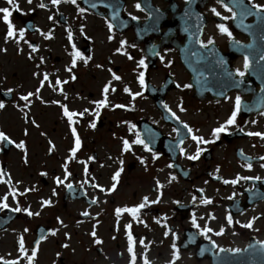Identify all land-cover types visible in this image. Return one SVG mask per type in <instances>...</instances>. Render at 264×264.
Masks as SVG:
<instances>
[{
    "label": "flooded vegetation",
    "instance_id": "flooded-vegetation-1",
    "mask_svg": "<svg viewBox=\"0 0 264 264\" xmlns=\"http://www.w3.org/2000/svg\"><path fill=\"white\" fill-rule=\"evenodd\" d=\"M152 1L161 9L167 7L163 0ZM185 1L175 0L180 7ZM204 1L201 11L207 17V30H211L214 34L212 38L219 43L224 52H229L231 39L219 32L218 24H225L236 42L245 45L249 43L250 39L247 36L239 35L235 31L234 23L236 18L237 23L239 22V17L233 8L236 7L237 0L226 2L232 12L227 11L226 4L216 0H200ZM137 3L138 0L128 1L127 12L144 21L145 15L135 7ZM247 3L251 6H264V0H248ZM0 8H8L6 0H0ZM213 8L220 16L211 11ZM74 11L76 18L67 20L62 27L71 28L72 42L76 44V48L85 57L94 52L97 54L104 52L106 55L104 58L91 57L87 64L77 61V66L71 74L66 69L71 65L72 57L69 53L73 49L72 42L66 36H53L49 40L44 37H30V33L26 31L23 40H19L17 36L16 40L6 41L7 26L3 22V14L0 13L2 22L0 102L5 104V107L0 109V131L14 142H0V168L10 174L11 185L19 192H24L28 188L34 189L26 195H18L15 199L9 195L10 208L0 210V258H3L0 259V264L3 260H20V264H27V259L22 258L18 249L21 235L24 236L29 254L35 243L40 241L34 264H131L132 253L128 251L127 240L128 224L132 225L130 231L134 238L136 264H144L145 257L149 264H171L176 250L179 259L175 260V264H213L210 257L217 255L221 248L231 250L224 251L228 258L227 264H245L247 258L250 260L247 264H255L259 259L264 263V168L260 167L264 163L260 160V157L264 156V140L247 135L248 132L264 133V115L261 114L264 113V95L259 94L264 86L250 78L248 72L251 70H245L244 58L240 57L232 62L235 68L246 72L244 77H240L245 82L244 91L230 92L223 102H216L217 105L225 104L227 119L234 110L237 96H240L245 107L252 106L250 111L245 110L238 115L236 124L230 126V132L239 128L243 133L234 140L223 141V144L216 142L200 145L204 149L200 159L190 161L181 153L180 148H184L186 153L191 155L197 145L191 140V136L184 140L178 135L175 127L164 120L154 101L146 96L145 85L141 86L138 80L139 73L144 71L145 83L152 82L155 87H160L166 76L172 73L179 87L175 85V89H170L166 96L174 94L170 102H174L175 99L181 100L182 96L187 100L182 103L186 111H179L180 102H176L178 105L172 103L170 109L182 122L187 123L196 135L212 140V131L204 135L197 133L201 124L189 111L193 93L188 88L184 90V86L181 85L184 81L183 77L182 81L180 80V75L184 71V66L177 51L176 53L173 50L160 51L155 71L138 68L137 62L145 58L143 45L135 44L133 31H129L126 37V41H130V45H135L136 48L130 52L134 59L129 60L127 56L116 51L119 41L114 51L100 50L97 40L104 45L106 43L103 38L96 37L99 33L91 26L92 22L83 20L88 13L85 12L79 17L76 5ZM233 13L235 19H222L225 16L231 17ZM247 14L248 10L244 9V16H247L245 23L252 22ZM20 17L25 18L21 13ZM10 20L17 30L24 29L21 19H17L14 14L10 16ZM56 24L55 21L52 22V25ZM81 27L84 29L83 33L80 31ZM87 27L89 28L87 32L95 36L92 42L85 35ZM165 31L162 29L161 34ZM160 38L150 35L147 41H152L151 45H155L160 42ZM174 41H183L177 32ZM29 44L35 46L38 51L32 52ZM56 51L62 55L55 54ZM161 56L164 57L163 61L160 59ZM249 61L248 69H252L254 59L251 58ZM262 62L264 63V59ZM96 65L102 67L98 68ZM105 70L111 77L108 82H111L112 88L116 91L110 89L109 107L101 109L99 120L96 121L91 114L95 111L93 101L103 98L102 89L107 84L96 76L89 77L86 73L93 71L100 74ZM36 72L41 73L40 78L34 75ZM44 73L49 74L52 84L45 83L40 91L42 99L31 97L30 107L25 108V102L19 97L35 92ZM112 73L122 79L114 80ZM72 74L77 77L75 81L71 80ZM57 78L60 81L67 80L68 83L56 85ZM61 87L63 92L60 91ZM125 88L130 89L132 94L140 92L142 95L133 100L132 96L124 91ZM9 89L13 91L8 92ZM60 103L77 113L84 112L85 109L90 111L83 117H73L76 123L70 125L67 117L63 115ZM117 104L125 107L114 108ZM213 109L209 117L214 115ZM93 121L97 123L95 129L89 126ZM132 125H135V128ZM71 127L76 128L82 146L76 157L68 163V171L72 175L66 179V183L73 185V189L69 190L65 185L58 187L55 178L57 176L65 178L63 165L68 161L75 141ZM141 131L145 141L152 148L151 153L142 145L133 143L136 133ZM125 139L132 144L131 150L127 153L122 151ZM21 141L26 145L27 163L25 152L15 147V144ZM153 153H156L159 159H153ZM238 153H243L242 159L237 157ZM245 155L250 159H245ZM92 157L95 159H90ZM141 160L144 161L143 164ZM248 163L252 164L251 170L247 169ZM169 164L173 167L169 168ZM85 167L88 169L87 174L84 171ZM121 168L123 171L116 190L107 191L115 183L112 177ZM217 168L220 169L219 172L216 171ZM41 173L47 175L42 176ZM171 176H176L177 179L169 183ZM217 176L220 179H216ZM237 176H259L261 179L241 181L235 186L223 183V180L235 179ZM4 179L8 177L5 176ZM157 181L163 188L158 187ZM92 184H98L106 191L101 192L99 188L92 187ZM53 189L57 195H53ZM199 189H203V192ZM11 190V186L0 183V198L9 194ZM233 195L234 199H229ZM145 196L149 201L159 197L160 202L150 204L138 213V219L143 223L138 222L127 212L122 213L119 218L116 216L117 208L137 206ZM193 196L196 197L195 203ZM204 198L211 199L212 204L204 205L202 203ZM48 199L52 201V206L43 207L41 202ZM16 200H19L21 208H30L33 213L39 212L40 215L29 217L26 212H12L10 209L16 206ZM176 201H179V204ZM85 211L90 215L83 216L82 213ZM229 213L233 216L234 222L239 221L240 224L247 223L253 217L259 219L256 220L253 229L242 228L240 224L235 223L229 226L226 221ZM193 214L201 228L207 226L213 229V233H209L210 240L200 235V230L192 225ZM211 215L216 219H210ZM57 218L63 221V225ZM157 219L160 220L159 224L155 222ZM25 228L29 231L25 232ZM221 228L225 229L224 234L216 236L214 233ZM168 229H171V232L165 235ZM54 230L55 236L51 235ZM93 231L97 234L95 239L103 241L102 244L95 243L91 236ZM42 236L46 239L41 240ZM141 240L144 244L140 243ZM212 241H215L216 246H213ZM64 244H68L69 247H63ZM173 244L176 246L175 250ZM185 245L187 246L184 249ZM236 249L242 251L237 253ZM47 250L49 253H44Z\"/></svg>",
    "mask_w": 264,
    "mask_h": 264
},
{
    "label": "snow or ice",
    "instance_id": "snow-or-ice-1",
    "mask_svg": "<svg viewBox=\"0 0 264 264\" xmlns=\"http://www.w3.org/2000/svg\"><path fill=\"white\" fill-rule=\"evenodd\" d=\"M7 4L9 5H14L15 8H19V5L18 3L15 2V0H6ZM62 2H69L73 5H76V7L78 8V12H79V15H83L86 11L85 8L83 7H80L79 4H77V0H51V3L55 6H59ZM188 2L190 3L191 0H188ZM218 2H222V0H218ZM28 3L31 4L32 3V0H28ZM96 5H93V7H95ZM39 7L40 8H45L46 7V4H44L43 2H41L39 4ZM135 7L138 9V10H143L141 8V5L139 3H137L135 5ZM255 8L259 9L260 11H264V6H261V5H254ZM225 8L227 9V11L229 12H232V9L231 8H228L227 5H225ZM211 11L216 15V16H220V13L218 11H216L215 8L211 9ZM0 13L3 14V22L6 24L7 26V32H6V41L7 40H16L17 39V36H19V40H23L24 39V35H25V32L27 31V29H21V30H17L15 28V26L13 25V23L11 22L10 20V16L12 15V12L9 10V8H0ZM117 15L118 13H114L113 16H112V19L115 20L117 18ZM55 17L53 16H50L49 17V20H54ZM133 20L137 19V17L133 16L132 17ZM222 19L224 20H227V19H235V13L232 14L231 17H223ZM218 27V30L219 32L222 34V35H227L230 39H232V32L228 29V27L221 23V24H218L217 25ZM107 28L109 30V33H111L109 36H108V40L111 41L115 38V35H114V25L111 23V22H107ZM81 33H83L84 29L83 27H81L80 29ZM42 36H44L45 39H52L53 36H52V33L51 31L48 32V33H44V32H41L40 33ZM67 39L72 42L73 41V32L71 30V28L67 29ZM19 42V41H17ZM215 41L212 40V39H209L208 43L207 44H204L203 42H201V46L204 47V48H207L208 45H212L214 44ZM29 47L31 48L32 52H36L38 51V49L29 44ZM71 47L73 49V51L71 53H69V55L72 57V60H71V65L67 67L66 71L69 72L70 74L73 73V69L77 66V61H83L85 64H87L89 62V60L91 59V57H85L83 55V53L78 50L76 48V44L74 42L71 43ZM128 47V42L126 40H121L120 41V47L117 48V52L122 54V55H125L127 56V58L129 60H132L134 59V57L132 55H130L126 49ZM133 47H135V45H133ZM3 51H7V49H3ZM22 51V50H21ZM32 56L31 54L29 55V59H31ZM160 59L163 61L164 57L161 56ZM262 59H264V57H262ZM41 62L43 63V58H41ZM137 66L138 68H142L144 70H147L148 68V65L145 63V60L144 59H141L137 62ZM170 66V65H168ZM37 67H39V65H37ZM96 67L100 68L102 67V65H96ZM250 67V61L248 59L247 56H245L244 58V68L245 70H247L248 68ZM109 71H111L109 69ZM34 75L37 77V78H40L41 76V73L39 72H36L34 73ZM231 75V74H230ZM236 75H238L239 77H244L246 75V72L245 71H240L239 69H237L236 71ZM112 76H113V79L116 80V81H119L121 80L122 78L118 75H116L115 73H112ZM77 79V77L75 76V74H72L71 75V80L72 81H75ZM138 80H139V83L141 86H144L145 85V72L144 71H141L139 73V76H138ZM45 83H48L49 85L52 84L50 78H49V74L48 73H44L43 74V78L41 79L40 81V86L36 89L35 92H29L25 95H21L19 97V99L21 101H24L25 104H24V107L25 108H28L30 107L31 105V97L35 96L37 99H42L40 97V91L41 89L44 87ZM68 83L67 80L65 81H60L58 78L55 82L56 85H62V84H66ZM54 87V86H53ZM177 87H179V85H177ZM184 87L186 88H191L192 85L191 84H188V85H185ZM113 91L115 92L116 89L112 88L111 86V82H109L103 89H102V96L103 98L99 101H93V104L95 105V111L91 112V114L96 118V121L99 120V116L101 114V109L103 108H106V107H109V98H108V94H109V91ZM54 90H55V87H54ZM13 89H9L8 92H12ZM60 91L63 92V88L61 87L60 88ZM125 92H127L129 95L132 96V99L135 100V98L137 96H141L142 93L140 92H137L135 94H132L131 93V90L128 89V88H125L124 89ZM65 99H67V95L65 94ZM43 102V101H42ZM52 103H59L58 101H52ZM5 107V104L3 102H0V109H3ZM60 107L62 108L63 110V115L65 117H67L70 125H73L76 123V121L73 120V117H77V116H80V117H83L84 114L86 112H89L90 110L89 109H85L84 112H74V111H70L66 105L60 103ZM125 105H120V104H117V105H114V108H124ZM165 109H167L171 115L176 119V120H180V117L176 115L175 112H172V110L167 106V105H164ZM179 107V111L181 112H184L186 111V109L183 107V104L181 103L180 105H178ZM241 107H242V101H241V98L240 96H237L236 99H235V104H234V110L232 111L230 117L225 121V123L221 124L219 127H216L215 129H213L212 131V136H213V139L212 140H206L203 136H199V135H196L194 133V130L187 124V123H184L183 124V127L187 130V132L190 134L191 136V140L195 142V144L197 145L196 147V150L193 154L191 155H188L186 153V150L184 148H180V151L181 153H184L186 155V159L190 160V161H197L200 159L201 157V154L202 152L204 151V149H202L200 147V145H203V144H211V143H215L217 140L220 139L221 137V134H224V133H227L230 126H234L236 124V121H237V117L238 115L240 114L241 112ZM21 111H23V108L20 109ZM262 115H264V113H261ZM25 115H27L25 113ZM96 121H93L92 123H90V127L92 129H95L96 126H97V123ZM34 123V121H33ZM38 127V125H37ZM133 128H135V125H132ZM71 131H72V134L73 136L75 137V141H74V147L71 149V154L70 156L68 157V161L63 165V168H64V173H65V178L62 179L61 177L57 176L55 178V184L59 187L61 185H65V187L69 190H72L73 189V185L71 183H66V179L68 177H70L72 174L71 172L68 171V163H70L75 157H76V153L77 151L81 148L82 146V141L79 137V135L77 134L76 132V128L75 127H71ZM175 131V129H174ZM25 135H27V130H25ZM248 136H255V137H259L260 139L264 140V133H261V132H248L247 133ZM3 141H7L9 143H14L13 141L10 140V138L2 131H0V142H3ZM133 143L137 144V145H142L143 148L148 151V152H152V148L150 147V144L147 143L141 136L140 133H136V138L135 140L133 141ZM183 143V141H181V144ZM15 147L18 148V149H21L22 151L25 152V163H27V159H26V153H27V149H26V145H25V142L24 141H21L20 143H16L15 144ZM132 148V144L129 143L128 140H123V149L122 151L127 153L131 150ZM241 155H243V153H241ZM90 159H95L94 157L90 158ZM153 159H159V156L156 154V153H153ZM246 159H250V158H246ZM260 160L264 161V156L260 157ZM123 163V161H121V164ZM141 163L143 164L144 161L141 160ZM169 168H172L173 165L172 164H169L168 165ZM261 168H264V163H262L260 165ZM247 169L248 170H251L252 169V164L251 163H248L247 164ZM85 171V174H87L88 172V169L87 167H85L84 169ZM123 171V169L121 168L119 171H117L114 176L112 177L113 181H115V183L112 184L111 188L108 189L107 191L109 192H113L116 190V187H117V183L119 182V177L121 176V172ZM217 172L220 171L219 168L216 169ZM42 176H46L47 173H41ZM7 176L8 179H4V177ZM177 178L176 176H171L170 178V181L169 183H171L172 181H175ZM216 179H220L219 176L216 177ZM257 180L259 181L261 178L259 176H256V177H251V176H237L235 179H231V180H228V179H225L223 180V183L224 184H231L233 186L239 184L241 181H248V180ZM0 183H3V184H6V185H9L11 186V191L9 194L7 195H4L2 198H0V210H3V209H9L10 208V205L8 204V199H9V195H11L14 199L18 196V195H26L28 192H31L33 191L34 189L33 188H28L26 189L24 192H19L18 189L15 188L14 185H11V177H10V174L8 173H5L4 170L2 168H0ZM85 183H87V181H85ZM157 184H158V187L159 188H163V185L159 184V181H157ZM92 187L94 188H99V190L101 192H105L106 190L104 188H102L100 185L98 184H92ZM200 192H203V189H199ZM53 195H57L56 193V190L53 189ZM229 199H234V195L232 197H229ZM196 201V197L193 196V202L195 203ZM96 201H93V203H95ZM160 202V198L158 197L156 200H153V201H149V198L147 196H145L143 198V201L137 205V206H134V207H125V208H117L115 210V214L116 216L119 218L120 215L122 213H130L131 216L134 218V219H137L138 222L140 223H143V221H140L138 219V213H140V211L142 209H145L146 207L150 206V204H157ZM212 200L211 199H208V198H204L202 200V203L204 205H209V204H212ZM42 206L43 207H49V206H52V201L50 199L48 200H43L42 202ZM177 204H179V201H176ZM12 212H16V213H20V212H26V214L31 217L33 215L35 216H39L40 213L39 212H35L33 213L30 208H21L20 205H19V200H16V206L11 208L10 209ZM83 216H89V212L85 211L82 213ZM59 220V218H57ZM210 219L212 220H215L216 217L214 215H211L210 216ZM259 217H253L251 220H249L247 223H244V224H240L239 221H235L233 220V216L231 215V213H229L226 217V221H227V224L229 226H233L234 223L235 224H240V226L242 228H246V229H253V226L256 222V220H258ZM156 223H160V220L157 219L155 221ZM59 223L63 225V221L62 220H59ZM191 223L194 227H196L197 229L200 230V235L204 236L205 238L207 239H211V237L209 236V233H213V229L211 227H203L201 228L200 224L197 223V218L195 216V214H193L192 216V220H191ZM145 226L147 227V225L145 224ZM66 227V225H65ZM131 227L132 225L131 224H128L127 225V228L129 229V231L127 232V240H128V251L130 253H132V256H131V264H136V255H135V252H134V238H133V235L131 233ZM25 232H28L29 229L25 228L24 229ZM224 231L225 229L224 228H221L219 231L215 232L214 234L216 236H221L224 234ZM171 232V229H168V232L165 233V235H168L169 233ZM51 235L55 236L56 235V230L52 231L51 232ZM96 232L93 231L91 233V236L94 238L95 240V243L97 245L99 244H102L103 241H101L100 239H95L96 238ZM70 239V236L68 237ZM41 240H44L46 239V237H41L40 238ZM113 239H115V237H113ZM141 244H144V241L141 240L140 241ZM212 244L213 246H216L215 245V241H212ZM39 245H40V241H37L35 243V246L33 247V249L31 250V253L29 254V251L26 249V245H25V239H24V236L21 235L20 238H19V241H18V249H19V252L22 254V258H26L27 259V264H34V261L37 257V254H38V250H39ZM145 247H147V245H144ZM63 247L67 248L69 247L68 244H64ZM173 249L175 250L176 249V246L175 244H173ZM221 252H224V251H231V250H228V249H219ZM237 253L241 252L242 250L241 249H236L235 250ZM0 259H3V258H0ZM176 259H179V254H178V250L174 251V260L171 262V264H175V260ZM3 264H20V260H3ZM144 264H149L147 258L145 257L144 259Z\"/></svg>",
    "mask_w": 264,
    "mask_h": 264
},
{
    "label": "rangeland",
    "instance_id": "rangeland-1",
    "mask_svg": "<svg viewBox=\"0 0 264 264\" xmlns=\"http://www.w3.org/2000/svg\"><path fill=\"white\" fill-rule=\"evenodd\" d=\"M23 7L25 8V10H28V9H29L28 2H27L26 0H23ZM58 9H59V10H64V9H65V11H66V4L62 3L61 6L58 7ZM68 13L70 14V13H71V10H68ZM68 13H67V11L65 12L66 15H68ZM47 15H48V14H44L43 16H44V17H47ZM71 16H73V15H71ZM44 17H42V20H44V25H45L46 22H45V18H44ZM39 22H40V20H39ZM91 22L101 23L100 21H97V20H94V19H91ZM0 29H1V24H0ZM96 30H97L98 33H99V35L96 36V37H99V39L105 37V30H104V28H103L102 26L99 25V27H97ZM62 34H63V33H62V30H61L59 36H62ZM91 35L94 36V34H91ZM94 37H95V36H94ZM97 42L99 43L98 48H99L100 50H103V49L107 48V45L102 44V42H101L100 40H97ZM114 46H115V45H113L112 48H113ZM55 54L62 55V53L59 52V51H56ZM105 55H106V53L101 52V53H99V54L97 55V57L100 56V57H103V58H104ZM132 68H133V66H132ZM156 69H157V68H154V71H155ZM159 72H160V70L158 71V73H159ZM218 114H219V113H218ZM205 119H206L205 115H200V116H199V120H200L201 122L205 121ZM211 123L213 124L214 121L211 122ZM44 253H49V251L47 250V251H45ZM46 255H47V254H46Z\"/></svg>",
    "mask_w": 264,
    "mask_h": 264
}]
</instances>
